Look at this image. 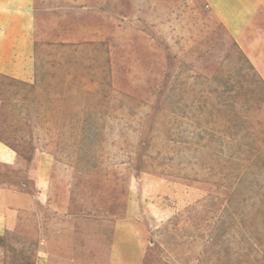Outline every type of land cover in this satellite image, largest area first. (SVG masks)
Listing matches in <instances>:
<instances>
[{
    "label": "rangeland",
    "instance_id": "1",
    "mask_svg": "<svg viewBox=\"0 0 264 264\" xmlns=\"http://www.w3.org/2000/svg\"><path fill=\"white\" fill-rule=\"evenodd\" d=\"M32 1L36 69L0 71V264H264V79L231 24Z\"/></svg>",
    "mask_w": 264,
    "mask_h": 264
},
{
    "label": "crops",
    "instance_id": "2",
    "mask_svg": "<svg viewBox=\"0 0 264 264\" xmlns=\"http://www.w3.org/2000/svg\"><path fill=\"white\" fill-rule=\"evenodd\" d=\"M209 1L219 17L234 28L241 48L250 56V62L264 79V0ZM7 8L12 9L14 14L0 21L3 25V29H0V58L7 55L10 59L6 63L2 60L0 71L14 73L12 75L18 78V75L29 74L36 69L33 55L36 35L35 30L30 28L32 19L34 23L35 16L33 14L31 17V11L34 12L35 4L32 0H0V9ZM5 42H8L7 46L3 45ZM28 45L31 46L30 53ZM15 58L18 60L15 61Z\"/></svg>",
    "mask_w": 264,
    "mask_h": 264
}]
</instances>
